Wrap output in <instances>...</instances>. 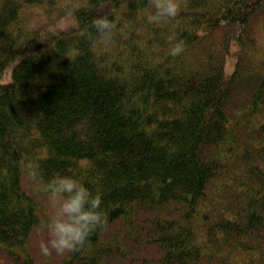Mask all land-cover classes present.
<instances>
[{
  "label": "trees",
  "instance_id": "obj_1",
  "mask_svg": "<svg viewBox=\"0 0 264 264\" xmlns=\"http://www.w3.org/2000/svg\"><path fill=\"white\" fill-rule=\"evenodd\" d=\"M99 2L0 0V264H264V0H179L160 25L150 0H111L108 42ZM69 3L79 30L38 40L27 9ZM29 165L101 196L79 250L41 253Z\"/></svg>",
  "mask_w": 264,
  "mask_h": 264
},
{
  "label": "clouds",
  "instance_id": "obj_2",
  "mask_svg": "<svg viewBox=\"0 0 264 264\" xmlns=\"http://www.w3.org/2000/svg\"><path fill=\"white\" fill-rule=\"evenodd\" d=\"M80 7L79 3H69L43 12L30 10L29 30L40 41H48L61 33L79 30L80 21L76 13ZM150 7L151 13L147 16V22L152 25L167 23L181 11L179 0H150ZM105 8L109 11L105 12ZM95 9L97 14L91 19V27L99 33L103 41L108 42L117 27L116 22L109 19L111 0H100ZM183 50V41H178L170 48L169 54L177 56ZM28 167V175L41 184V190L47 194L51 206L50 215L43 225L48 238L40 243L41 253L48 256L53 251L59 254L79 250L97 228L107 223L106 215L100 210L101 196L93 195L83 183L70 175L56 174L43 182L32 166Z\"/></svg>",
  "mask_w": 264,
  "mask_h": 264
},
{
  "label": "rangeland",
  "instance_id": "obj_3",
  "mask_svg": "<svg viewBox=\"0 0 264 264\" xmlns=\"http://www.w3.org/2000/svg\"><path fill=\"white\" fill-rule=\"evenodd\" d=\"M33 9L36 10V11L43 12L42 11L43 9H40L39 7L32 6V7L28 8L27 11H26L27 18L29 17L30 10H33ZM233 45L234 44H230V49L231 50H229V52L227 54V57H226L225 63H224V67H223V73L226 76H229L230 73L232 72V69H233V66H234V63H235V59H236L237 49H236V45H234L235 48L232 47ZM235 49H236V51H235ZM6 72H8V77H7V79H8L9 78V67H7ZM3 79H6V77L4 76Z\"/></svg>",
  "mask_w": 264,
  "mask_h": 264
},
{
  "label": "bare ground",
  "instance_id": "obj_4",
  "mask_svg": "<svg viewBox=\"0 0 264 264\" xmlns=\"http://www.w3.org/2000/svg\"><path fill=\"white\" fill-rule=\"evenodd\" d=\"M185 9H186V8H185ZM99 40H100V39H99ZM103 42H104V41H103ZM101 43H102V42H101ZM127 46H129V45H127ZM127 46H126V48H128Z\"/></svg>",
  "mask_w": 264,
  "mask_h": 264
}]
</instances>
